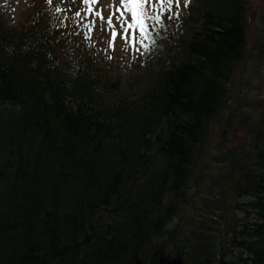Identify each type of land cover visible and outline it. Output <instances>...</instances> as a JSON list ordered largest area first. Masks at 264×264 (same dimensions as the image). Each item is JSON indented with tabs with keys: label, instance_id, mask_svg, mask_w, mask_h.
Segmentation results:
<instances>
[{
	"label": "trees",
	"instance_id": "16d2710c",
	"mask_svg": "<svg viewBox=\"0 0 264 264\" xmlns=\"http://www.w3.org/2000/svg\"><path fill=\"white\" fill-rule=\"evenodd\" d=\"M244 6L195 0L187 34L167 6L147 20L158 82L132 97L103 94L74 27L0 16V264H264V115L241 120L252 160L221 135L203 163L234 68L263 58Z\"/></svg>",
	"mask_w": 264,
	"mask_h": 264
},
{
	"label": "rangeland",
	"instance_id": "374dc122",
	"mask_svg": "<svg viewBox=\"0 0 264 264\" xmlns=\"http://www.w3.org/2000/svg\"><path fill=\"white\" fill-rule=\"evenodd\" d=\"M80 2L81 0H77ZM182 1L179 0V5H183ZM33 0H1V6L7 5L5 8L6 17L8 21L17 23L20 20V16L26 9L32 4ZM93 5V12L90 14L89 21H95V24L89 22V28L92 29V34L96 38V49L101 51V53L110 57V69L111 75L122 78L123 81L131 76L128 68L122 63L126 62L132 53V38L129 36V30L127 33V39H125L124 29L127 27V23L131 21L130 13L125 12L124 16H120V11L122 6L119 0H98L97 3ZM262 6V2H255V9L253 12L258 11ZM264 10V8L262 9ZM261 10V11H262ZM96 12H102L104 20H100L98 16L95 15ZM111 15L113 18V25L109 28L107 24V17ZM183 17V13L180 14V19ZM186 19V14H184V20ZM88 30V27H87ZM115 30L118 32V36L114 41V47H109L110 43H113L111 32ZM137 46V45H136ZM256 72H260V75L264 74V66L262 70L254 68L251 70L249 75L252 78H260V75H256ZM255 82V84L258 83ZM247 92H254V90H242V94Z\"/></svg>",
	"mask_w": 264,
	"mask_h": 264
},
{
	"label": "snow or ice",
	"instance_id": "6c2138e0",
	"mask_svg": "<svg viewBox=\"0 0 264 264\" xmlns=\"http://www.w3.org/2000/svg\"><path fill=\"white\" fill-rule=\"evenodd\" d=\"M98 0H82V3L85 5H88L87 8L88 13L93 12V8L91 7L92 4L97 3ZM179 4V0H156V3H153V0H119L120 5L122 6V9L120 11V16L123 17L124 13H130L131 21L127 23V27L124 29L125 32V39H127V33L129 29L135 30L139 29L140 34V40L139 43L141 47L144 49H148L150 45L155 44L156 40L155 37H153L148 32V25L146 23L147 20H153L157 24L163 26L165 24L164 19L161 16V13L164 11L165 6H167L169 9L172 8L173 3ZM189 0H184V5L187 6ZM48 3H52V0H48ZM152 4L153 6V14H149V12L146 10V5ZM157 6L159 7V10L156 11ZM56 11H62V9L57 6ZM75 17H80L81 12L76 11L73 14ZM96 16L100 18V20H104V16L102 12H96ZM63 23V21H62ZM77 23H79L77 21ZM91 24H95V21H91ZM107 24L109 28L113 25V18L111 15L107 17ZM92 31L91 28H89V32ZM89 32L84 33V37L88 38ZM113 43H110L109 47H114V41L118 36V32L113 30L111 32ZM148 41L149 43H145V41ZM133 50L139 52V48L136 47V41L135 37H133ZM110 58V57H109Z\"/></svg>",
	"mask_w": 264,
	"mask_h": 264
}]
</instances>
